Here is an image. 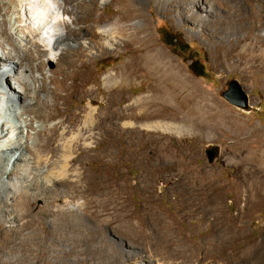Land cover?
Returning a JSON list of instances; mask_svg holds the SVG:
<instances>
[{"label": "bare ground", "instance_id": "1", "mask_svg": "<svg viewBox=\"0 0 264 264\" xmlns=\"http://www.w3.org/2000/svg\"><path fill=\"white\" fill-rule=\"evenodd\" d=\"M153 1L165 12L170 7L197 4L205 8V18L215 15L209 0ZM109 3L114 5L117 13L113 17L98 15V6ZM94 17L99 20L91 23ZM138 19L140 9L132 0H0V226L15 234V237L5 238V242L15 239L18 245L16 253L12 252V257L4 259L2 264H56L58 260L63 263L68 261V254L48 242L75 241L82 235L89 240L86 239L88 241L81 248L71 246V252L85 254L83 264H94L88 259L93 252L108 262L118 261V254L133 257L140 245V238L134 233L133 218L148 223L157 221L154 224L159 235L166 239L165 249L171 250L174 258L199 264L195 258L202 256L210 242H213L212 247L205 255L211 254L214 259L220 256L221 238H216L220 224L237 234L236 228L242 227V219L253 213L257 195L260 196L257 205L264 207V153H261L264 144L257 134L245 135L246 127L234 136L235 144L226 153L228 159L236 158L239 166L237 178L227 185L217 180L207 181L212 172H208L204 163L186 167L188 160L198 158L195 149H172L165 143L159 146L161 135L175 133L182 137L192 130L206 134L222 130L220 122L225 110L215 95L186 75L182 66L159 43H148L154 39L152 34L145 36L146 39L142 37L150 30L149 24L148 27L144 22L129 25ZM119 48H124L123 53L130 48L134 51L99 83L91 85L84 79L78 82L77 61L70 56L94 61ZM64 58L67 60L63 61ZM52 63L58 69L50 70L48 66ZM64 66L71 68V72ZM67 80L72 83L67 84ZM101 82L114 91L126 84L137 83H146L148 90L132 94L125 106H119L123 99L117 102L116 97L108 99L106 107L100 109L90 101L80 119L71 113L66 121L60 120L57 103L60 100L67 102L65 92H85L87 87L88 92L101 90ZM52 107L56 112H50ZM228 124L230 128L239 126L232 118ZM127 134L129 143L124 140ZM131 143L143 148L135 151ZM81 151L87 156L78 161L76 155ZM92 152L95 154H90ZM120 157L134 158L141 167L155 165L159 175L164 164L169 170L186 167L189 169L186 171L188 181L179 186L186 195L205 193L209 194L208 198L220 199L226 188H233L238 193V214L215 216L211 224L206 222L202 209L197 211L194 205L184 204L178 214L184 209L190 214L193 210L202 213L198 221L192 220V224L199 229L204 224L209 227L204 239L190 244V236L183 233L180 237V234L191 230L170 222L158 208L153 206L148 213L143 210L132 212L121 203L124 194L131 190L127 179L122 183L116 176L106 174L105 181L93 183L92 190L103 199L98 196L88 199L85 164L99 159L105 163L104 168ZM37 200H41L50 216L60 215L50 231L35 215L21 224L29 215V207ZM53 201L59 204L53 206ZM93 208L96 210L91 211ZM113 210L115 215L100 225L105 229L113 227L115 234L128 237L130 243H125L128 252L122 251L123 243L105 240L99 227L88 229L84 223L90 218L89 213L97 219L104 212ZM28 226L32 228L31 232L22 235V228ZM1 242L4 241H0V252ZM28 250L34 253L26 254ZM246 255L250 261L257 257ZM256 261L264 264V256H258Z\"/></svg>", "mask_w": 264, "mask_h": 264}, {"label": "rangeland", "instance_id": "2", "mask_svg": "<svg viewBox=\"0 0 264 264\" xmlns=\"http://www.w3.org/2000/svg\"><path fill=\"white\" fill-rule=\"evenodd\" d=\"M132 1L140 9V19L134 20L129 25H135L138 22L142 24L144 22L147 25L146 27H148L149 24L150 30L143 33L142 37L146 39L148 34H152L154 39L148 41V43H159L182 66L186 75L199 81L207 91L215 95L223 104L225 110V116L221 118L220 122L222 124L220 128L224 130L220 129V131L212 134L192 130L190 134L182 137L175 133L165 136L161 135L159 146L161 147L165 143L172 149H195L198 151V158L193 160L194 162L188 160L189 166L186 167H193L196 163H204L208 172H212L208 176L207 181L217 180L225 185L229 184L237 178L239 166L236 163V158L230 160L226 153L235 144L234 136L240 133V129L246 127L245 135L257 134L259 140L264 144V0H209L215 10V15L209 18H205V8L197 4H182L180 8L170 7L165 12L153 0ZM116 13L117 9L110 3L105 6L99 5L97 8V14L104 17H113ZM97 20L99 19L94 17L91 23ZM174 37L177 38V42H173ZM123 51L124 48H119V50H114L102 58H96L94 61L87 59L78 60L70 56V59L77 61L75 74L78 82L84 79L89 81L91 85L99 83L106 74L113 72L118 65L124 63L134 50L130 48L127 52L123 53ZM66 60L67 58H64L63 61ZM64 67L67 72H71V68ZM48 68L50 70L58 69L56 64L53 63ZM232 81H237L248 95V107L246 109L238 107L224 98L223 93L229 89V83ZM71 83L72 80H67V84ZM146 85V83L143 85L138 83L133 85L126 84L123 88H117L114 91L107 89L101 82V90L94 89L93 92H88L89 87H87L85 92L73 94L65 92L64 96L67 98V102L60 100L57 103L59 104L58 111L61 115L60 120L66 121L71 113L77 115V120L80 119L86 113L90 101L95 107L100 109L106 107L108 99L116 97L117 102L123 99L119 106H125L132 94L137 95L146 92L148 90V85ZM51 103H55L54 100H51ZM50 112L54 113L56 111L52 107ZM230 116H232L233 122L236 121L239 124L238 127L230 128L228 124L231 121ZM124 140L129 143L128 134L125 135ZM98 148L100 147L98 146ZM118 148L119 145L116 149L114 148L115 151ZM140 148L142 149L143 146L137 143L132 144L133 150L138 151ZM210 149H214L217 154L214 162L210 161L207 153ZM261 153H264V149ZM86 154L82 151L79 152L76 155L77 160L81 161L87 156ZM90 154L95 153L92 152ZM103 163L99 159H93L92 162H88L84 166V172L87 174L84 182L88 187L86 193L88 199H95L98 196L92 192L93 183H103L106 174L116 176L122 183L127 179L131 190L124 194L121 203L127 205L132 212L143 210L148 213L151 207L158 208L162 211V216H166L170 222H177L182 228L191 230V232H185L184 230L180 234V237H183L187 233L190 236L188 239L190 244L204 239L209 227L204 224L199 229L192 224V220L198 221L202 213H197L193 210L190 214L184 209L178 214V210L184 204L194 205L196 210L202 209L207 217L206 222L211 224L215 216L222 214L234 216L238 214L240 205L237 200L238 193L233 188H226L220 199L208 198L209 194L205 193L192 192L191 195H186L185 192L181 191L179 187L181 183L184 184L188 181L186 171L189 169L186 167L180 166L169 170L165 168L166 164H164L161 166L163 169L159 175V173L156 174L155 172L157 169L155 165L141 167L134 158L120 157L114 159L112 163L104 166V168L102 167ZM196 181L199 182V179H196ZM146 185H148V191H146ZM151 196L154 198L151 199ZM99 197L97 198L103 199V197ZM259 198L260 196L258 197V195L255 197L253 213L246 219H242L243 223H240L242 227L236 228L237 234L228 230L226 225L220 224L219 236L216 234V238H221L220 256L214 259L211 254L205 255L212 247L213 242H210V244H207V248L203 250L202 256L195 258L197 263L262 264L256 261L258 256H264V245H261V242H264V207L257 205ZM58 204L59 202L53 201L52 205ZM241 205L244 206L245 203L242 201ZM44 206L41 200H37L29 207V215L24 217L21 224L26 223L30 220V216L35 215L46 226L47 231L52 230L54 221L59 219L60 215L57 213L50 216L46 213L47 209ZM95 210L93 208L91 211ZM98 210L100 209L98 208ZM114 215L115 211L113 210L110 213L104 212L100 218L98 217L99 219H95L89 213L90 218L84 223L88 229H98L97 227H99V231L105 240L115 244L123 243L122 251L128 252L130 250L125 246V243L126 245L130 243L128 237H121L115 234L113 227L105 229L100 225ZM132 221L135 227V229L133 227L134 233L140 238V245L135 251V256L129 257L118 254L116 255L120 258L118 261L108 262L105 258H101V256L93 252L88 256V259L94 264H158L169 263V261L193 264L194 261L174 258L172 251L170 250L169 252L165 249L166 239L164 240L159 235L155 227L157 221L154 220L148 223L140 218H133ZM8 230L5 226H0V241H4L1 242L0 264H2L4 259L12 257V252L16 253V247L18 248L14 241L15 239L10 240L9 243L5 242V238L8 236L15 237V234ZM31 230L32 228L29 226L24 227L21 230V234H27ZM192 235H194V238H192ZM86 239L89 240L88 237L82 235L79 237V241L65 240L62 242L61 239L56 242L49 241L48 244L50 246L68 254V261L62 263L58 260L56 264H83L87 256L75 251L71 252V246H79L81 248L88 241ZM173 247L177 248V245H173ZM28 253L31 254L34 251L28 250L26 254ZM246 254L257 257L250 261ZM78 258L82 259V261L77 262Z\"/></svg>", "mask_w": 264, "mask_h": 264}, {"label": "water", "instance_id": "3", "mask_svg": "<svg viewBox=\"0 0 264 264\" xmlns=\"http://www.w3.org/2000/svg\"><path fill=\"white\" fill-rule=\"evenodd\" d=\"M225 99L230 103L246 109L248 107V95L244 92L243 88L239 85L237 81H232L229 83V89L223 93ZM209 159L214 162L216 159V152L214 149L207 151Z\"/></svg>", "mask_w": 264, "mask_h": 264}, {"label": "trees", "instance_id": "4", "mask_svg": "<svg viewBox=\"0 0 264 264\" xmlns=\"http://www.w3.org/2000/svg\"><path fill=\"white\" fill-rule=\"evenodd\" d=\"M173 42H177V38L176 37L173 38Z\"/></svg>", "mask_w": 264, "mask_h": 264}]
</instances>
